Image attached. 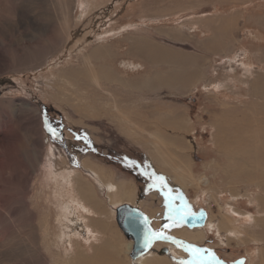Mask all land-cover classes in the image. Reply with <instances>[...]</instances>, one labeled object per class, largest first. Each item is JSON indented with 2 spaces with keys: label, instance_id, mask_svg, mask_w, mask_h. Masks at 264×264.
Segmentation results:
<instances>
[{
  "label": "rangeland",
  "instance_id": "obj_1",
  "mask_svg": "<svg viewBox=\"0 0 264 264\" xmlns=\"http://www.w3.org/2000/svg\"><path fill=\"white\" fill-rule=\"evenodd\" d=\"M48 152L133 182L168 264H264V0H0V264H130L95 182L55 242Z\"/></svg>",
  "mask_w": 264,
  "mask_h": 264
},
{
  "label": "bare ground",
  "instance_id": "obj_2",
  "mask_svg": "<svg viewBox=\"0 0 264 264\" xmlns=\"http://www.w3.org/2000/svg\"><path fill=\"white\" fill-rule=\"evenodd\" d=\"M138 63L133 60H128L124 62V66L127 67L126 69L129 68V71H139L138 66L141 64ZM43 166L44 169L40 168L39 170V185L41 186L40 190L46 189L48 192L45 197H42L41 193L37 196H39L38 199L42 198L40 201L53 213L52 219L55 221L53 224L55 229V242L65 234L69 235L70 233L74 234L78 232L77 227L80 225V221H84V214L86 212L87 214L103 213V209L99 207L100 203L92 182L97 183L102 189L104 188L106 190L108 202L114 206V209L111 208V213L114 217L117 205L123 202L135 205L133 204L136 189L134 183L124 179L116 181L113 178V173L108 171L105 165H102L98 161L84 159L82 170L86 171V176L81 171L67 165L65 161H57V159H54L52 152L49 153V156L46 154L43 160ZM51 205L54 207L52 208ZM207 224L210 226L213 225L211 219L208 220ZM173 232L188 240L201 239L203 235L201 230L195 232H189L187 230ZM126 247V252H129L132 247L131 239L126 241ZM152 247L136 259L129 257L130 264H135L136 262H140L141 264H168L166 257H171V253L174 255L181 254V251L179 249L176 250L173 244H167V253L158 257ZM175 260L177 259L174 258Z\"/></svg>",
  "mask_w": 264,
  "mask_h": 264
},
{
  "label": "water",
  "instance_id": "obj_3",
  "mask_svg": "<svg viewBox=\"0 0 264 264\" xmlns=\"http://www.w3.org/2000/svg\"><path fill=\"white\" fill-rule=\"evenodd\" d=\"M206 219V214H189L186 216V222L189 225L202 224ZM115 220L122 230L123 234L132 240V247L129 256L136 259L148 251L153 244L154 228L150 222L149 216L138 205H132L123 202L115 208ZM149 240L151 243L149 244ZM164 247L163 251L166 252ZM135 264H141L136 262Z\"/></svg>",
  "mask_w": 264,
  "mask_h": 264
},
{
  "label": "snow or ice",
  "instance_id": "obj_4",
  "mask_svg": "<svg viewBox=\"0 0 264 264\" xmlns=\"http://www.w3.org/2000/svg\"><path fill=\"white\" fill-rule=\"evenodd\" d=\"M50 131H52L53 133L55 132V130L54 129H49ZM161 181H163V177H160L159 178ZM187 207V206H186ZM189 214H191V213H189ZM165 227H167V225H165ZM164 234L162 233V232H157V233H153V237L154 238H159V237H161V236H163ZM169 239H171L170 237H169ZM149 242V244L151 243V240H149L148 241ZM189 250L193 253V257L194 258H196L197 256H198V254H199V252H200V250L199 249H196L194 246H189ZM212 259L213 260H215L216 258H215V256H214V254H212Z\"/></svg>",
  "mask_w": 264,
  "mask_h": 264
}]
</instances>
